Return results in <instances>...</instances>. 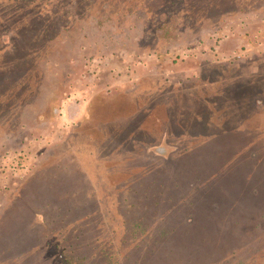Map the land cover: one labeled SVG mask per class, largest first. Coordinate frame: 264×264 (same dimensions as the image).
<instances>
[{"label":"rangeland","instance_id":"rangeland-1","mask_svg":"<svg viewBox=\"0 0 264 264\" xmlns=\"http://www.w3.org/2000/svg\"><path fill=\"white\" fill-rule=\"evenodd\" d=\"M208 2L148 24L125 0H0V264H217L227 195L260 193L241 208L264 223V6ZM229 84L254 94L239 122L217 115ZM57 152L83 170L37 206L30 173Z\"/></svg>","mask_w":264,"mask_h":264},{"label":"trees","instance_id":"trees-1","mask_svg":"<svg viewBox=\"0 0 264 264\" xmlns=\"http://www.w3.org/2000/svg\"><path fill=\"white\" fill-rule=\"evenodd\" d=\"M192 1L193 3L194 2L198 3L196 12L205 11L206 9L205 6H207L208 3H210L208 2L209 0H192ZM164 2L165 0H125V4H128L127 7L128 11L138 14L139 17H141V21L146 22L148 24L150 23L149 21L154 22L155 17L151 20H147L145 17L147 15L150 16L152 14L155 15V13H152V11L155 12L156 7L157 8L162 7ZM212 2L215 3L214 1ZM257 5L264 6V0H217V16L218 15L236 16L239 13H241L243 10H245V8L246 9L247 7L254 8V6ZM77 7H79V5ZM192 16L193 14L190 12L188 16L186 15L184 16L185 17L184 19L188 20L195 18ZM195 21L196 20L193 19V24H191L190 27L195 26L194 24ZM154 26L156 27V22L154 23ZM228 87L229 89L226 92H224L221 98H219L224 100V102L220 103L218 101L219 105L222 107L217 106V115H219L218 110H221L222 111L221 115L229 116L239 122L242 120L241 118H243V115L244 117H246V108H245L246 101L243 97L244 94L245 96L247 95L251 99L254 97V94L253 95L250 93L247 94L246 90H244V92L241 90L239 92H237L236 90H235L236 92H230L233 88L231 84H229ZM251 88L253 89L254 92H256L257 89L255 88V85L252 86ZM237 113H239L240 118L237 117ZM251 120L254 121L253 123L254 125L252 129L253 130L257 128L260 129L259 121L254 116L250 115L249 122ZM135 131H136L135 129L129 130L128 131L129 133L126 134V137L123 140L131 141L132 143H135V141L138 138L137 133ZM225 133L226 132L223 130L221 126H217V136L218 135L226 136ZM231 133L233 132L231 131ZM240 137H244V136L240 135ZM114 139H121V137L119 135H116L114 136ZM81 146L82 147H80V145L76 146L74 152L72 153L77 152L79 148H83V144H81ZM57 153L58 155H54L51 158L52 161L50 162L51 164H54V166L51 169L47 168L48 164L45 163V160H42L33 168V170L30 173V177L28 179L29 187L28 186L26 187V191H27L26 193H28V198L31 199L29 200V202H35L37 206L44 201H48L47 199L55 198L56 195L54 194L61 192L59 187L61 186L62 168H65L66 170H71L72 173H77V175L81 173L83 162L76 160L77 158H79L78 155L72 157L73 160L72 162L71 161L65 162V161H61V154H59V152ZM247 159H250V157L247 156ZM253 159H258V157H253ZM244 161L248 162L246 158L244 159ZM258 165L259 164L256 163L254 167L256 168L258 167ZM85 176L90 179V176L87 173H85ZM257 176H258L257 179H259L260 178L259 174ZM219 195L220 193L217 194V197H219ZM259 198H260V193L253 191L252 193H248L247 197L241 199L240 202L235 203L233 199L231 200V196L227 195L228 202L226 201L227 203H224V209L226 208L225 206L229 202H232L234 207L232 206V208H228L224 212L221 211L222 209L221 206L223 204L220 205V203L225 202L226 199L220 197L219 199L217 198V264H228V262H230L229 257L242 260L240 262L236 261L235 264H246L245 259H247V257L250 260H252L251 264H255L253 262V260L255 261V259L264 258V223L263 221L260 223L259 222L253 223L250 222L249 219L244 220L246 213L245 210L241 208V205H244L245 200L246 201L253 200V204H255L257 203V200ZM59 199H61V197ZM59 208H61V204L59 205ZM234 209L235 211H233ZM245 209L248 210V207L246 206ZM38 214H39V210L37 211V213H35L36 217H38ZM249 218L251 217L249 216ZM261 250L263 251V254L260 253ZM60 257H61V252H60ZM64 257H69V255L64 254L63 258ZM82 260L84 261L85 259L82 258ZM262 262L263 263H261V261L259 262L257 261L256 264H264L263 260ZM75 264H79V263L76 262Z\"/></svg>","mask_w":264,"mask_h":264}]
</instances>
